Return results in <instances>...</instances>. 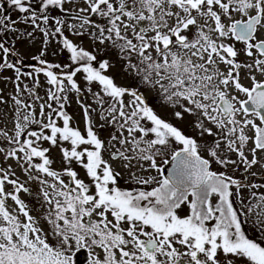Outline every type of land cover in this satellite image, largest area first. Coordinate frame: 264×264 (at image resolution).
<instances>
[{"label":"snow or ice","instance_id":"obj_1","mask_svg":"<svg viewBox=\"0 0 264 264\" xmlns=\"http://www.w3.org/2000/svg\"><path fill=\"white\" fill-rule=\"evenodd\" d=\"M83 2L68 8L74 0H6L21 14L17 20L0 3V33L23 23L46 39L59 35L78 65L58 72L61 65L35 57L44 67L22 72L0 40V72L14 70V79H3L17 93L14 135L4 133L12 146L0 154L39 182L44 202L33 215L20 195L31 194L27 181L11 164L0 167V264H78L82 251L86 264H264V244L243 227L254 211L264 225V193L252 192L248 204L240 197L241 188L264 184L245 185L229 171L243 166L245 176L264 177V0ZM50 9L75 11L79 23L49 16ZM65 27L117 50L138 87L117 84L107 74L110 61L74 43ZM39 73L47 100L36 92ZM25 76L32 88H21ZM139 86L158 89L175 119L192 117L188 131L162 118ZM85 91L95 109L82 102ZM71 92L81 97L83 130L65 110ZM106 128L113 129L107 137ZM54 147L62 170L52 167ZM121 170L133 186H120Z\"/></svg>","mask_w":264,"mask_h":264},{"label":"rangeland","instance_id":"obj_2","mask_svg":"<svg viewBox=\"0 0 264 264\" xmlns=\"http://www.w3.org/2000/svg\"><path fill=\"white\" fill-rule=\"evenodd\" d=\"M0 3H5L4 14L10 15L13 20H17L21 18V14L12 6L6 3V0H0ZM68 8H77V7H85L83 0H74V3L71 5H66ZM49 16H58L62 19L66 20L67 24L79 23L74 19L77 15L75 11L72 12H61L58 9H50L47 13ZM99 19V18H96ZM39 23V21H38ZM51 23V22H50ZM43 26V25H42ZM18 31H4L0 33V40H2L6 46L13 49L12 54L9 56V62H14L21 68L22 72H34L35 68L44 67V65H40L39 60L35 59V57H40V59H44L48 63L59 64L61 65L60 69H56L55 71L64 72L67 71L63 66L66 64H72L73 68L78 65L74 64L70 59V52L67 49L63 48L62 38L57 35L55 37H48L47 39L43 35V33L36 29L33 31V26L30 24L18 23L16 25ZM27 32H33L32 37L27 36ZM64 35L68 36L69 39L73 40L74 43L84 47L86 50L95 51L97 54L98 60L107 59L113 65L109 70H107V74L112 76L115 79L117 84H120L125 87H138L137 79L134 75H130L129 72L124 70V62L119 59L117 50L111 48L107 45H99L98 43H94L93 40L89 37L87 32L83 36H77L73 31L69 30L67 27L64 29ZM44 53L41 55V53ZM21 60V62H18ZM40 87L36 88V92L39 96L43 97L47 100V81L46 77L43 73H39ZM15 73L14 70L6 69L3 72H0V95L3 96L5 102L0 103V148L9 149L12 145H10L8 139L4 136V133H7L8 137L14 135L15 131V121H16V105L12 99L13 96L17 95L14 84L11 80L5 81L3 77H12L14 79ZM78 82H82V75L77 74ZM23 83L21 84V88L23 89L24 84H27L29 88L33 87V79L30 77H22ZM86 87V86H85ZM140 91L145 92V88L143 86H139ZM94 90L99 91V87L93 85ZM159 90L153 89L151 92H145V95L151 101L152 107L157 111V113L164 119L169 120L176 124L177 126L183 128L185 131H188L186 125L190 123L193 119L192 117L186 116L183 121L177 120L173 116V108L163 102L162 98L158 95ZM69 100L65 104V110L73 117V125L79 127L81 130L85 127V118L84 112L81 107V97L79 94L75 92L68 93ZM23 97L27 102H31L28 97V93L24 92ZM127 99V98H126ZM63 102V101H61ZM83 103L90 104L95 109L97 107L94 98L90 93H83ZM54 107H59L58 104L52 102ZM36 113L37 116L39 114V102H36ZM92 115L96 118L99 123V116L96 112H93ZM58 123L61 121L58 120ZM30 130H37L36 125H30ZM113 129L106 128L102 135L107 137ZM210 139V138H209ZM43 147H48V142H44L42 144ZM50 158L54 161L52 167L56 170H62L64 162L62 160L60 149L54 147L51 149ZM232 158H236L233 155ZM38 159V158H37ZM8 164H11L13 169L16 171L17 177L24 182H26V187L30 189V193H21V197L29 204L33 209V215H39L44 211V208L41 207L43 204L42 197L40 195L41 185L36 180H28L27 175H25L20 169L16 166V162L14 160H8L7 162L3 159V154H0V167H7ZM167 168L170 167L166 166ZM216 167V166H214ZM77 170L80 173V176L87 179L84 174L83 169H80L77 166ZM230 174L234 175L236 178H241L245 185H247L248 181L251 180L252 183L255 184H264V177H262L259 172H257L256 168H253L251 171L257 172V175L253 178L251 176H245L244 167L241 166L238 169H230ZM37 173H33L36 175ZM148 173H145L147 175ZM151 175H156V172L153 170ZM50 179V178H48ZM121 187H130L133 186L131 181L129 180V174L126 170H121ZM9 190H11V186H8ZM264 193V188H250L243 187L240 189V197L243 199L245 204H248L251 200V193ZM9 204H12V201H8ZM236 206L240 207V199H237ZM247 211V210H245ZM244 219V229L246 234L250 239H254L257 242H261L264 244V225L257 223V215L256 212L248 213L243 216ZM86 251H82L78 254L77 260L78 264H86L85 256Z\"/></svg>","mask_w":264,"mask_h":264},{"label":"trees","instance_id":"obj_3","mask_svg":"<svg viewBox=\"0 0 264 264\" xmlns=\"http://www.w3.org/2000/svg\"><path fill=\"white\" fill-rule=\"evenodd\" d=\"M17 61H18V62H21V60H18V58H17Z\"/></svg>","mask_w":264,"mask_h":264},{"label":"water","instance_id":"obj_4","mask_svg":"<svg viewBox=\"0 0 264 264\" xmlns=\"http://www.w3.org/2000/svg\"><path fill=\"white\" fill-rule=\"evenodd\" d=\"M168 169L170 170V167Z\"/></svg>","mask_w":264,"mask_h":264}]
</instances>
